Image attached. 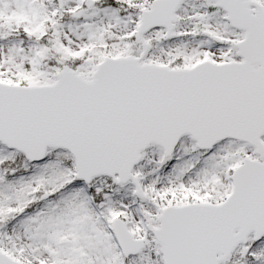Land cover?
<instances>
[{
    "label": "snow or ice",
    "instance_id": "6c2138e0",
    "mask_svg": "<svg viewBox=\"0 0 264 264\" xmlns=\"http://www.w3.org/2000/svg\"><path fill=\"white\" fill-rule=\"evenodd\" d=\"M0 264H264V0H0Z\"/></svg>",
    "mask_w": 264,
    "mask_h": 264
}]
</instances>
